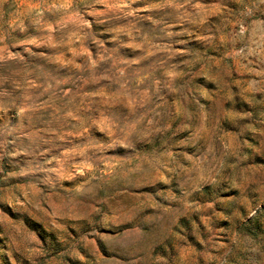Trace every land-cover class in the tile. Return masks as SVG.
Instances as JSON below:
<instances>
[{
    "label": "rangeland",
    "instance_id": "rangeland-1",
    "mask_svg": "<svg viewBox=\"0 0 264 264\" xmlns=\"http://www.w3.org/2000/svg\"><path fill=\"white\" fill-rule=\"evenodd\" d=\"M0 264H264V0H0Z\"/></svg>",
    "mask_w": 264,
    "mask_h": 264
}]
</instances>
